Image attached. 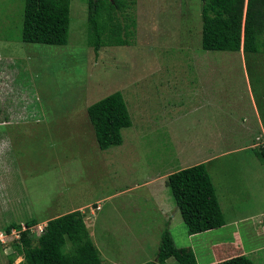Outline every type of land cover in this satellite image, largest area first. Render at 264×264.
<instances>
[{"label":"rangeland","instance_id":"1","mask_svg":"<svg viewBox=\"0 0 264 264\" xmlns=\"http://www.w3.org/2000/svg\"><path fill=\"white\" fill-rule=\"evenodd\" d=\"M23 6L0 0V264L13 254V264L23 260L17 234L4 231L11 222L20 233L36 219L27 232L34 243L48 219L75 209L103 264L155 260L164 176L199 162L225 224L189 235L177 215L175 244L190 246L202 264L210 242L237 231L245 247L264 253L262 223L252 225L255 214L264 222V186L242 127L257 105L264 115V52L204 50L201 0H135L118 13L124 25L134 18L122 35L128 43L98 51L87 42L88 0H70L65 45L21 41ZM117 90L132 124L120 145L102 150L86 108Z\"/></svg>","mask_w":264,"mask_h":264},{"label":"trees","instance_id":"2","mask_svg":"<svg viewBox=\"0 0 264 264\" xmlns=\"http://www.w3.org/2000/svg\"><path fill=\"white\" fill-rule=\"evenodd\" d=\"M135 0H88L87 42L95 51L103 45H126L129 23L121 24L119 11L134 5ZM201 47L204 50L264 52V0H201ZM70 0H24L20 39L28 43L65 45L69 38ZM87 116L100 149L123 142L121 130L132 119L121 91H114L89 104ZM264 163V147L254 148ZM166 186L189 235L201 234L225 224L218 195L206 162L185 166L167 175ZM168 217L160 233L156 258L141 264H198L191 247H178L172 237ZM36 219L25 222L19 233L15 253L18 264H103L93 242L83 213L71 210L48 219L42 232L33 239L27 235ZM11 222L5 233L21 229ZM239 234V233H238ZM238 247H245L240 237ZM247 248V247H245ZM15 254L10 255L13 264ZM209 264H250L246 255L238 254Z\"/></svg>","mask_w":264,"mask_h":264},{"label":"crops","instance_id":"3","mask_svg":"<svg viewBox=\"0 0 264 264\" xmlns=\"http://www.w3.org/2000/svg\"><path fill=\"white\" fill-rule=\"evenodd\" d=\"M257 110H256V115H254L252 118H246V123L242 126L245 129V132L250 136V140L254 141L246 145V149L250 150L253 152V149L256 148L258 145L261 147H264V115H263V106L257 105ZM255 109V108H254ZM252 121H254L255 126L253 127ZM254 164L256 166V169L253 171L254 173V178L258 179L260 183H262V186H264V163H262L254 154ZM165 175L164 177H166ZM169 195V194H168ZM166 196L164 199H159L161 202L165 203V211L163 212V217H165V221H167L168 217L169 219V224L170 227L172 228V220L177 219V215H179L177 207L174 205V201L172 200L171 196ZM170 197V198H169ZM168 198V201H166ZM157 201V200H155ZM166 201V202H165ZM81 206V205H80ZM78 206V207H80ZM164 207V208H165ZM252 224L254 225V231L258 230V224L262 223V226H260V230L264 232V222H261L263 214H255L252 215ZM256 216V217H255ZM259 220H255V219ZM172 219V220H171ZM224 226V225H223ZM262 227V229H261ZM214 230V229H213ZM210 231V230H209ZM209 231L204 232L207 233ZM211 232V231H210ZM233 236L229 237L228 239H221V240H215L210 242L211 244L209 245V251L210 255L208 256L207 259H210L208 262H204L202 264H209L214 261H218L220 259L228 258L234 255L238 254H244L247 257V260L249 261L250 264H262L264 263V253L261 252L257 247H249L245 249V247H238L237 243L239 242L240 235L238 234L237 231L234 232ZM196 235H201V234H196ZM218 237V236H217ZM230 240V241H228ZM260 252V253H259ZM253 255V257H252Z\"/></svg>","mask_w":264,"mask_h":264},{"label":"built area","instance_id":"4","mask_svg":"<svg viewBox=\"0 0 264 264\" xmlns=\"http://www.w3.org/2000/svg\"><path fill=\"white\" fill-rule=\"evenodd\" d=\"M23 230H25L24 227H23ZM42 230H43V229L40 228V231H41V232H42ZM11 233H12V234H15V233H16L17 235H15V236H16L17 238H19V233H18L16 230L13 229V230L11 231ZM4 235H7V234L4 233ZM2 236H3V234L0 233V238H1Z\"/></svg>","mask_w":264,"mask_h":264}]
</instances>
